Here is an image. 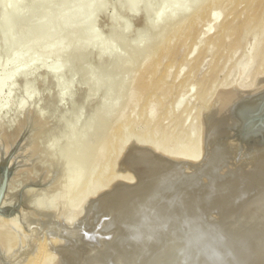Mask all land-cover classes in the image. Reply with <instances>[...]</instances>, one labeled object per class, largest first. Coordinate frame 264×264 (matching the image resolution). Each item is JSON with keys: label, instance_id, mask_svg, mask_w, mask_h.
<instances>
[{"label": "rangeland", "instance_id": "obj_1", "mask_svg": "<svg viewBox=\"0 0 264 264\" xmlns=\"http://www.w3.org/2000/svg\"><path fill=\"white\" fill-rule=\"evenodd\" d=\"M218 1L0 0V156L3 149H17L15 160L27 170L35 154L26 156L31 147L22 137V122L43 108L50 119L40 133L54 136L56 149L65 148L83 165L91 191L108 190L123 180L117 176L109 181L112 170L123 173L121 158L131 142L198 146L208 116L216 107L230 106L220 97L224 90L231 94L238 66H251L245 79L251 90L264 77V0ZM207 6L217 17L213 23L205 17ZM193 14L199 16L198 27L186 29L192 33L188 36L180 27L187 28ZM230 19L229 31L216 39ZM206 24L212 27L203 33ZM169 36L174 40L170 48ZM153 58L161 62L156 68ZM152 68L153 76L142 80V70ZM41 178L48 182L51 176ZM28 183L32 195L38 188L34 192L36 185ZM26 250L13 260L27 262Z\"/></svg>", "mask_w": 264, "mask_h": 264}, {"label": "bare ground", "instance_id": "obj_2", "mask_svg": "<svg viewBox=\"0 0 264 264\" xmlns=\"http://www.w3.org/2000/svg\"><path fill=\"white\" fill-rule=\"evenodd\" d=\"M213 1L216 4L218 0ZM208 10L205 17L210 16L206 18L213 23L217 20L214 9ZM194 14L187 28L180 27L183 32L198 27L199 16ZM234 19L223 24L216 39L229 31ZM184 21L186 25L188 20ZM210 25L203 33L210 31ZM153 60L151 66L158 67L160 59ZM243 63L238 66L234 85H230L231 94L224 90V98L217 97L220 102L226 98L225 106H230L227 110L214 107L212 112L216 104L212 105L198 146L156 142L147 147L143 143L146 140L131 142L121 158L123 173L112 170L109 181L117 176L123 180L118 178L120 182L114 181L104 191L99 187L95 191L93 184V190H89L83 165L65 148L56 149L54 136L52 140L51 135L40 133L50 119L43 114L44 108L41 113L39 109L31 112L21 130L31 147L26 156L35 154L34 159L25 157L32 159L27 168L24 166L27 170L20 169L16 162L17 149H3L0 156V185L3 167L7 164L10 169L1 207L20 209L13 213V219L0 218V264H22L24 261L15 262L13 256L24 249H30L26 257L30 261L24 264H264V131L245 136L248 123L243 124L258 109L264 77L251 90L245 84L251 66ZM153 71L142 70L140 78L152 77ZM230 131L234 132L232 136ZM44 174L51 176L48 182H42ZM28 182L36 185L32 191L38 188L32 195ZM23 183L30 188L20 189Z\"/></svg>", "mask_w": 264, "mask_h": 264}, {"label": "water", "instance_id": "obj_3", "mask_svg": "<svg viewBox=\"0 0 264 264\" xmlns=\"http://www.w3.org/2000/svg\"><path fill=\"white\" fill-rule=\"evenodd\" d=\"M245 123H248L246 126L245 136L264 131V91H263V97L260 99L258 103V109L249 117H247L246 120L243 121L244 125ZM235 137L237 136L235 135ZM4 158H6V156H4L3 159ZM9 172H10L9 165L6 164L3 167L4 175L0 185V218L13 219V213L19 212L20 209L3 210L1 207L2 202L6 197Z\"/></svg>", "mask_w": 264, "mask_h": 264}]
</instances>
